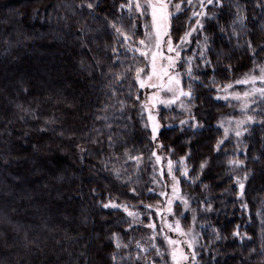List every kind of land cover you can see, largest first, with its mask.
Segmentation results:
<instances>
[{"label": "trees", "instance_id": "16d2710c", "mask_svg": "<svg viewBox=\"0 0 264 264\" xmlns=\"http://www.w3.org/2000/svg\"><path fill=\"white\" fill-rule=\"evenodd\" d=\"M128 2L0 0V264H119L114 237H129L128 217L103 204L145 212L160 201L136 80L144 60L124 36L143 28ZM174 4L175 44L197 29L180 67L191 98L159 141L189 171L181 186L198 210L196 264H264L263 105L237 147L221 142L228 106L215 98L264 65V0ZM128 255L123 264H145Z\"/></svg>", "mask_w": 264, "mask_h": 264}, {"label": "rangeland", "instance_id": "374dc122", "mask_svg": "<svg viewBox=\"0 0 264 264\" xmlns=\"http://www.w3.org/2000/svg\"><path fill=\"white\" fill-rule=\"evenodd\" d=\"M125 8L142 22V37L135 39L123 35L126 48L144 60L136 80L145 92L140 115L154 145L149 152V163L153 176L156 175L154 190L160 201L147 205L145 212L114 200L106 201L103 207L123 210L128 217L126 232L129 237H114L119 264L128 261V254L140 257L147 264L145 259L152 249L156 257L151 261L147 257L149 264H196L202 237L198 210L181 186L182 179L188 182L189 171L182 161L166 157L159 135L165 120L173 121L172 110L185 114L189 110L191 96L180 67L183 52L190 47L197 29L194 27L179 45L175 44L170 32L171 18L177 12L174 0H129ZM215 90V98L228 106L219 122L222 144L229 141L237 147L244 145L251 126L257 122L255 114L261 105L264 113V65ZM162 112H168V116H161ZM244 181V177L237 181L239 196L243 195ZM186 215L188 219L185 220ZM143 220H148V231L142 228L135 234Z\"/></svg>", "mask_w": 264, "mask_h": 264}]
</instances>
